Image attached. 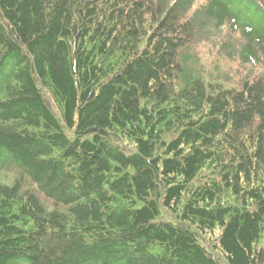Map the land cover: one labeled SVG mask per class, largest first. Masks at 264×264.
<instances>
[{"label": "trees", "instance_id": "16d2710c", "mask_svg": "<svg viewBox=\"0 0 264 264\" xmlns=\"http://www.w3.org/2000/svg\"><path fill=\"white\" fill-rule=\"evenodd\" d=\"M0 264H264V0H0Z\"/></svg>", "mask_w": 264, "mask_h": 264}, {"label": "rangeland", "instance_id": "374dc122", "mask_svg": "<svg viewBox=\"0 0 264 264\" xmlns=\"http://www.w3.org/2000/svg\"><path fill=\"white\" fill-rule=\"evenodd\" d=\"M218 232V231H217ZM217 232H216V234H217Z\"/></svg>", "mask_w": 264, "mask_h": 264}]
</instances>
